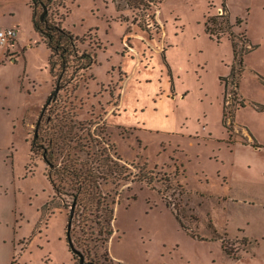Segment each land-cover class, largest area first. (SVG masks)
Segmentation results:
<instances>
[{
  "label": "rangeland",
  "instance_id": "obj_1",
  "mask_svg": "<svg viewBox=\"0 0 264 264\" xmlns=\"http://www.w3.org/2000/svg\"><path fill=\"white\" fill-rule=\"evenodd\" d=\"M223 9L230 29L211 33L208 18ZM43 12L30 0H0V29L19 32L0 44V264H79L67 235L72 210L75 248L97 253L89 264H264V0L53 1L49 14L96 62L56 92L74 120L47 123L45 114L37 132L64 136L55 125L83 123L89 140L60 138L55 162L80 166L88 150L105 148L131 172L101 180L114 209L105 243L104 220L56 194L39 142L31 150L55 88L50 51L33 26ZM243 33L241 105L221 78ZM226 101L234 114L224 121ZM142 172L154 176L150 184ZM54 179L68 191V181Z\"/></svg>",
  "mask_w": 264,
  "mask_h": 264
},
{
  "label": "trees",
  "instance_id": "obj_2",
  "mask_svg": "<svg viewBox=\"0 0 264 264\" xmlns=\"http://www.w3.org/2000/svg\"><path fill=\"white\" fill-rule=\"evenodd\" d=\"M30 1L33 8H35L36 4H40L43 10L44 7L47 8V11L43 15V17L40 16L38 20H33V26L34 29L40 34L50 51L49 66L51 75L55 80L54 90L56 88L60 90L67 87L70 81H73L79 75L83 74L86 70L92 67V65L96 62L95 52L82 50L79 47V43L82 42L81 39L63 28L61 20H55L53 16L49 14L51 5L54 0ZM138 1H141V3H146L149 6L156 4V0H130V3L134 2L135 5H138ZM60 4L63 5L62 3ZM228 16L229 15L226 10L223 9V12L221 14L208 18L207 28L211 33L219 30L226 31L227 29H230L227 23ZM241 37L244 38V44L241 47L238 46L236 38L232 39L234 60L232 63L231 72L228 76L222 77L221 80L225 81L226 87L229 84L233 85V88L228 94H230L231 92L235 93V95L233 96L234 99L238 100L239 104L244 105L243 100L237 98V93L245 66L244 54L247 52L246 50L249 46L245 43L247 42L246 34L243 33L239 39H242ZM57 101L58 93L53 94L52 97H49L47 99L45 106L43 107L39 115L40 122L38 125V129H43L44 127L43 120L45 118V114H47L45 119L47 123L52 122L54 119L63 120L65 118H69L70 116L71 121L74 120L73 113L70 111V109H66V106L62 107L59 103H57ZM230 112L232 113V115L234 114V110L232 108H228V105L225 102L224 121L226 119V116H228ZM55 127H58L60 130L59 133H64V136L60 134L57 135L58 131H54L55 133L52 132L51 136L47 137L43 135L42 132L40 133L38 131L37 134L34 135L35 139L31 150L33 151L35 142H39L38 145H40V148L43 149V158L48 165L47 177L53 184L56 194L62 193L70 195L72 197L73 203L78 207L81 213H84L85 209L88 208L92 210L91 213L98 214L101 217V220H104L103 223L100 222V229L98 230V233L103 240V243H105L110 239L114 232L111 226V222L112 220H114V209L109 202H106L107 195H102L100 189L101 180L112 179L113 183H119L123 180H128L131 177V172L127 173L125 166L123 164H120L119 160H115L109 154H107L105 148L99 149L98 152H96L95 150L92 154V151L88 150V154L92 159L90 160L89 158L88 160L81 162L80 166L77 165V162H72L70 164H68V162H63L64 164L56 163V146L60 144L58 142L60 138L63 137L64 139H67L70 142H76L81 146L84 143L85 139H89L87 135H83L82 133H80V131H84V129L86 128L84 127L83 123H78L79 129H77L76 125L74 124H70L65 131L61 130L62 128L59 127V125H55ZM45 142L47 143L46 148L44 146L46 145ZM140 170L144 171L145 169L144 167H141ZM147 172L150 173L152 171L149 170ZM139 174V179L141 181H146L148 184H150L154 179V176L148 177L146 175V172H142ZM135 175H138V173ZM54 176L59 178L60 182H63V180L68 181L69 189L67 192L64 190H60L61 187L55 182ZM132 179H134V177ZM167 179L169 181L171 180L170 178ZM170 185H173L177 188L179 187V192L183 194V188L180 184H174L173 182H170ZM104 204L108 205L106 206V213L104 212ZM175 215L181 225L186 228L177 207L175 208ZM213 239L222 240L223 249L228 255H231L236 259L241 257L228 248V246L226 245V238L222 235L217 233L213 237ZM82 253L85 258L88 256V259H90L89 257L92 255V253L95 257L97 256L96 252H92L89 249L82 251ZM73 256L76 257L77 254L73 252Z\"/></svg>",
  "mask_w": 264,
  "mask_h": 264
},
{
  "label": "water",
  "instance_id": "obj_3",
  "mask_svg": "<svg viewBox=\"0 0 264 264\" xmlns=\"http://www.w3.org/2000/svg\"><path fill=\"white\" fill-rule=\"evenodd\" d=\"M46 11H47V8L44 7V12H43L42 15H41L42 17H43V15L46 13ZM58 90H59V89L56 88V89L50 94V97H52L53 94H55L56 92H58ZM39 122H40V117H39L38 122H37V125H36L35 134H37V129H38ZM73 207H74V205H73ZM72 217H73V210L71 211V217H70L69 222H68V233H67V235H68V238H69V240H68V241H69V244H70V246L72 247L73 252L79 256V264H89V263H87V262L85 261V257H84V255H83V253H82L81 251H79L78 249L75 248V246H74V244H73V241H72V239H71V237H70V229H71V226H72Z\"/></svg>",
  "mask_w": 264,
  "mask_h": 264
},
{
  "label": "built area",
  "instance_id": "obj_4",
  "mask_svg": "<svg viewBox=\"0 0 264 264\" xmlns=\"http://www.w3.org/2000/svg\"><path fill=\"white\" fill-rule=\"evenodd\" d=\"M18 36V30L14 27L0 29V44H6L14 41Z\"/></svg>",
  "mask_w": 264,
  "mask_h": 264
},
{
  "label": "crops",
  "instance_id": "obj_5",
  "mask_svg": "<svg viewBox=\"0 0 264 264\" xmlns=\"http://www.w3.org/2000/svg\"><path fill=\"white\" fill-rule=\"evenodd\" d=\"M18 33H19V32H18ZM17 37H18V36H17ZM233 60H234V58H233ZM232 63H233V62H232ZM244 69H245V68H244ZM243 74H244V71H243ZM243 74H242V75H243ZM240 81H241V80H240ZM238 91H239V89H238ZM229 95H230V94H229ZM239 95H240V94H239ZM226 103H227V101H226Z\"/></svg>",
  "mask_w": 264,
  "mask_h": 264
}]
</instances>
